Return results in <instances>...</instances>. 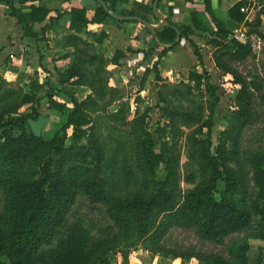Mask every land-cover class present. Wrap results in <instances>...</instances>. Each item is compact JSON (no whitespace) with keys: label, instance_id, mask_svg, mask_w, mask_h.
Listing matches in <instances>:
<instances>
[{"label":"trees","instance_id":"16d2710c","mask_svg":"<svg viewBox=\"0 0 264 264\" xmlns=\"http://www.w3.org/2000/svg\"><path fill=\"white\" fill-rule=\"evenodd\" d=\"M36 1L41 0H0V3L8 7L9 15L23 27V37L38 40L34 25L45 22L49 12L41 4L26 5ZM99 1L112 15L138 17L148 22L135 12L121 9L119 4L123 0ZM245 5L241 1L228 11L234 28L245 20L241 13ZM205 11L215 28L209 43L214 48L212 59L215 66L230 73L233 84L239 88L235 97L236 110L228 119L227 128L220 133L216 146L211 137L212 119H197L192 113H175L160 108L161 117L168 123L156 130L159 147L152 134L141 130L134 169L130 170L126 162L118 164L119 149L110 154V158L107 156L93 133L91 118L100 111L102 101L108 98L107 105L112 104L117 91L108 86L105 66L109 63L119 66L124 52L116 51L111 60L105 62L102 56L91 52L93 46L80 35L89 24H100L106 19L118 24L125 22L116 21L100 4L90 20L86 8L68 12L69 33L63 42L65 47L73 48V62L64 72L54 76L56 89H51L48 78L40 84L35 73L28 91L16 95L15 91L8 89L0 93V197L4 200L0 214V264H108L109 254L122 244L129 249L139 242L145 251L162 257L172 254L174 259L194 258L201 264H251L247 243H234L228 258L217 254H177L161 245L170 230L182 229L193 231L201 241L222 246L233 236L251 229L255 219L258 231L254 237L264 241V150L240 151L245 128L257 122L253 100L261 89H251L225 63V58L246 60L251 49L247 44L229 39L228 25L212 14L207 1ZM61 18L62 15L57 14L55 20ZM191 20L192 27H177L170 22L169 16L166 19L168 27L150 30L141 25L144 34L152 40L151 48L142 53L143 60L161 49L158 60L151 69L145 70L141 82L143 84L152 72L156 82L164 80L158 65L180 44L175 43L179 34L180 39L189 44L197 61L188 73V83L180 85L188 92L201 91L205 85L210 96L217 100L216 88L209 83L199 47L190 39L195 31L202 30L195 14L191 15ZM104 38L102 33L98 41ZM223 49L228 51L221 53ZM69 56L68 53L62 58ZM47 86L49 90L46 92L44 88ZM66 87H86L89 94L78 100L61 89ZM53 91L66 99L65 102L55 100L51 94ZM41 98H47L48 108L60 114L66 112L67 103L71 109L65 123L48 139L26 127L29 119H37ZM23 106L31 110L29 114L18 113ZM135 116L133 123L140 128L145 122L144 112L136 109ZM178 119L184 126H198L187 137V155L188 160L197 166L199 182L185 194L180 187V159L176 144L165 139L169 130L176 127ZM161 166L164 178L157 180L156 173ZM218 182L222 183L223 189L216 199ZM80 196L105 209L112 225L104 235L92 237L81 224L69 223L71 209Z\"/></svg>","mask_w":264,"mask_h":264},{"label":"rangeland","instance_id":"374dc122","mask_svg":"<svg viewBox=\"0 0 264 264\" xmlns=\"http://www.w3.org/2000/svg\"><path fill=\"white\" fill-rule=\"evenodd\" d=\"M263 5V6H261ZM250 10L246 14L245 19H253L251 22L244 21L243 27L247 33L246 44L251 49L250 57L243 61H231L225 58L227 63L234 72L243 79L248 86L252 88L261 89L260 94H255L253 100V109L256 114L257 122L251 127L245 128L241 143V153H246L249 150L257 149L264 150V21L261 15L264 16V0H257L256 4L250 5ZM261 6V7H259ZM241 24V25H242ZM141 25V24H140ZM139 26V25H138ZM141 29L143 30L142 26ZM214 28V27H213ZM234 25L230 24L226 27L229 39H237L233 35ZM215 30V28H214ZM199 32V31H198ZM144 33V32H143ZM105 34V33H104ZM213 33L209 36L201 34H194L190 36L193 43L199 47V52L202 55L205 69L209 76V83L216 88L217 100H214L210 93L207 92L205 85L202 86L201 91L188 92L180 83H188V73L194 66L190 64L182 71H178L176 79L169 81L156 82L154 74H150L146 81L142 84L143 73L137 74L133 66L137 61L130 63L126 69L122 66L120 74L116 73V69H108L105 66L108 77V86L116 89L113 95V102L110 106L107 105L108 98L99 104L100 111L92 116L94 125V135H96L102 146L106 150L107 156L119 149L120 155L117 158L118 164L126 162L129 169H134L137 150L139 151L141 130L152 134L153 140L157 147L160 143L156 134L158 127L167 125L168 120L161 117L160 108H168L170 111L177 113L185 112L192 113L194 117H203L212 119L213 128L211 137L214 146L218 143V137L222 131L228 126V119L233 111L236 110L235 97L238 89L234 84V78L230 73H224L216 68L212 59L214 48L209 45L213 39ZM105 37H108L105 34ZM184 40H179L182 44ZM94 46V45H93ZM94 46L91 52L102 56L103 61H110L108 53L110 48L103 51ZM228 49L221 50V53H226ZM190 58V57H189ZM187 57H182L183 63H188ZM196 61V60H195ZM11 63V62H10ZM144 64V61L142 63ZM139 64V65H140ZM16 70L12 68L2 67L0 70V93L5 90H13L15 94L19 95L28 91V81L18 75ZM198 71L200 69L198 68ZM52 77V76H50ZM56 80V77H54ZM51 85L53 81L49 80ZM89 91V90H88ZM78 99L82 98L85 92H77ZM110 98V96H109ZM13 99H18L14 97ZM45 105V104H44ZM39 104L37 107V119H29L27 121V130L41 134L46 124L45 120L38 119L44 113H47V108ZM70 107V105H69ZM136 109L144 112L145 122L138 128L134 125ZM30 109L23 106L19 109V114H29ZM120 111V112H118ZM47 115V114H46ZM51 120L47 123L45 131V138L48 139L53 136V132L61 126V118L59 116L50 117ZM192 119V118H191ZM176 127L169 130L166 134V141L170 144H176V150L180 159V187L182 194L191 190L194 185L199 182V174L197 173V166L192 161L188 160L187 155V137L191 135L198 126L187 127L184 126L180 119L176 120ZM177 130V131H176ZM206 131L203 130V133ZM70 133V130L68 131ZM200 137L199 135H197ZM70 142H67L69 145ZM192 162V167L189 166ZM157 180L164 178L163 167L157 170ZM123 184H121L122 186ZM223 185L218 182L216 199L219 198V193L222 191ZM253 196L254 190L251 189ZM4 200L0 197V214L3 211ZM69 223H79L88 230L92 237L104 235L107 229L111 227L112 223L108 219L105 209L101 205H94L83 196H80L69 214ZM257 219H255L253 226L247 232L233 236L228 239L224 245L218 246L209 242L201 241L197 238L193 231L172 229L161 241V245L172 253H198V254H217L225 258L229 257V249L234 243H247L250 246L248 258L251 264L258 262L264 263V241L256 239L254 236L257 233ZM147 249V248H146ZM201 264L196 259L182 260L180 258H172V254L167 257L154 255L143 249L141 242L135 247L125 248L122 244L119 249L111 252L108 256V264Z\"/></svg>","mask_w":264,"mask_h":264},{"label":"crops","instance_id":"0c3cea01","mask_svg":"<svg viewBox=\"0 0 264 264\" xmlns=\"http://www.w3.org/2000/svg\"><path fill=\"white\" fill-rule=\"evenodd\" d=\"M206 1L209 3L212 14L223 24L229 25L228 11L231 7L244 1L246 5L242 9L245 11L243 13L244 16H246L250 10V5H255L257 0H160L157 6V13L165 19L169 16L170 22L177 27H192L191 15L195 14L202 31H195L194 34L199 33L203 36H209L215 30L209 15L205 11ZM154 2L155 0H123L119 6L123 10L135 12L141 17H145L148 20L147 23L155 27L160 24V20L158 18V20L155 19L156 16L152 11ZM33 3L34 5H44L49 12L45 22L34 25V31L38 34V40L23 37V27L18 24L15 18L9 15L8 7L0 3V70L4 66L16 70L15 72L19 76L24 77L26 82L28 81V86L35 73H37L40 84H43L45 79L48 78L54 83L50 86L51 89H56L57 85L54 76L56 73L64 72L73 62L72 53L74 50L73 48L65 47L63 42L64 37L69 33L70 18L68 12L71 9L86 8V16L90 20L98 4L101 5V3L99 0H41L28 2L26 5L28 6ZM168 11H170V14H168ZM57 14L62 15V18L58 21L55 20ZM261 19L264 21L263 15H261ZM252 20L248 19V22ZM138 25L141 26L142 24L138 23L134 25L130 22L118 24L111 19H106L100 24H89L80 37L84 41H87L89 45H94L97 53L99 50L103 51L106 48H110L108 53L110 60L116 51L124 52V57L119 62V66L109 63L108 69L114 71L116 69L115 72L120 74L119 71H122V66L126 69L130 63L137 61L133 66L134 71L136 70L137 74H144L145 70L147 68L151 69L152 65L158 60V53L161 49L155 50L150 57L145 61L143 60L142 53L147 52L151 48L152 40L143 33V30ZM44 27L46 28L44 33H42L41 31ZM102 33H105L108 37H105L102 41H98ZM68 53L71 56L62 58L63 55ZM182 57H187L188 63H183L181 61ZM195 60L196 58L193 55L191 47L188 43L183 42L160 60L158 65L159 74L162 79L168 78L169 81H172L178 76V71H182L187 66H190V64L194 66L195 62L197 63ZM142 61H144V64H140ZM61 89L76 99L79 96L76 94V91L85 92L84 96L78 100H83L89 94L86 87H66ZM44 90L47 92L49 90L48 86ZM51 94L58 102H65L66 100L62 97L60 98L54 91ZM39 104H45L44 106L48 111L38 117V119L45 120L46 124L43 132L36 135L45 137L44 134L47 132L45 131L46 125L51 121L46 116H59L62 126L65 123L67 113L71 109L67 103V109L64 114L50 110L47 98H41ZM61 126L53 133L58 131Z\"/></svg>","mask_w":264,"mask_h":264},{"label":"water","instance_id":"95a60500","mask_svg":"<svg viewBox=\"0 0 264 264\" xmlns=\"http://www.w3.org/2000/svg\"><path fill=\"white\" fill-rule=\"evenodd\" d=\"M159 1L160 0H155V2L153 4V7H152V11H153L154 15L160 20V24L155 26V27L151 26L150 24H148L147 22H145L144 20H142V19H140L138 17L131 18V17H117V16H114V15H112V14H110L108 12V9H107V7L104 4L101 3V5L105 9V11L108 12L110 14V16L113 17L114 19H116L117 21L138 22V23L142 24L143 26H145L146 28H148L150 30H158L160 28H164V27H168L169 26L167 21H166V19L163 16H161V15H159L157 13V6H158ZM179 40H180V36L178 34L175 43H178ZM166 47H168V46H166Z\"/></svg>","mask_w":264,"mask_h":264},{"label":"built area","instance_id":"2783aa9c","mask_svg":"<svg viewBox=\"0 0 264 264\" xmlns=\"http://www.w3.org/2000/svg\"><path fill=\"white\" fill-rule=\"evenodd\" d=\"M245 11L241 9V13H244ZM245 22L248 21V19L244 20ZM233 35L237 39L238 42L242 44H246L247 40V33L245 28L243 27V24L233 29Z\"/></svg>","mask_w":264,"mask_h":264}]
</instances>
